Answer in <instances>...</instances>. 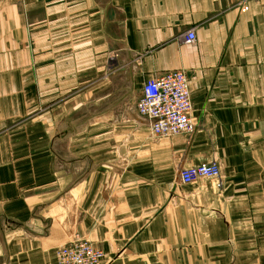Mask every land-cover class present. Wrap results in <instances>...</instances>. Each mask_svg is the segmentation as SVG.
<instances>
[{"label":"crops","instance_id":"0c3cea01","mask_svg":"<svg viewBox=\"0 0 264 264\" xmlns=\"http://www.w3.org/2000/svg\"><path fill=\"white\" fill-rule=\"evenodd\" d=\"M174 70L197 129L155 139L135 103ZM211 160L219 187L179 184ZM75 236L102 264H264V0H0V264Z\"/></svg>","mask_w":264,"mask_h":264},{"label":"built area","instance_id":"2783aa9c","mask_svg":"<svg viewBox=\"0 0 264 264\" xmlns=\"http://www.w3.org/2000/svg\"><path fill=\"white\" fill-rule=\"evenodd\" d=\"M240 11L247 5L241 2ZM182 40L185 44L195 43L194 30L186 31ZM115 58L110 57L109 69L114 68ZM140 118L149 123L151 136L155 139L176 137L192 138L197 129L196 120L191 116L192 104L189 98V79L182 70H174L147 79L140 88L135 103ZM221 166L218 161L197 166L181 167L178 170L180 185H193L200 181H215L221 185ZM57 264H102L105 254L88 241L75 236L61 244L55 252Z\"/></svg>","mask_w":264,"mask_h":264},{"label":"rangeland","instance_id":"374dc122","mask_svg":"<svg viewBox=\"0 0 264 264\" xmlns=\"http://www.w3.org/2000/svg\"><path fill=\"white\" fill-rule=\"evenodd\" d=\"M110 58V57H109ZM108 61H110V60H108ZM109 63V62H108ZM222 176V175H221ZM221 179H222V177H221ZM214 184H215V186H217V182H213ZM220 183H221V180H220Z\"/></svg>","mask_w":264,"mask_h":264}]
</instances>
